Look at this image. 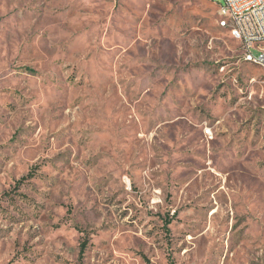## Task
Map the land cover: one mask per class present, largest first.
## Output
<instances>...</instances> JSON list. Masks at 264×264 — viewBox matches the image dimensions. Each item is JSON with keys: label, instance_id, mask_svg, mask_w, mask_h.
Listing matches in <instances>:
<instances>
[{"label": "rangeland", "instance_id": "1", "mask_svg": "<svg viewBox=\"0 0 264 264\" xmlns=\"http://www.w3.org/2000/svg\"><path fill=\"white\" fill-rule=\"evenodd\" d=\"M221 3L0 0V264H264V68Z\"/></svg>", "mask_w": 264, "mask_h": 264}, {"label": "built area", "instance_id": "2", "mask_svg": "<svg viewBox=\"0 0 264 264\" xmlns=\"http://www.w3.org/2000/svg\"><path fill=\"white\" fill-rule=\"evenodd\" d=\"M224 14H232L231 37L242 49V58L264 64V0H222Z\"/></svg>", "mask_w": 264, "mask_h": 264}, {"label": "bare ground", "instance_id": "3", "mask_svg": "<svg viewBox=\"0 0 264 264\" xmlns=\"http://www.w3.org/2000/svg\"><path fill=\"white\" fill-rule=\"evenodd\" d=\"M221 20L219 22L220 27L228 28V26H232V14H224L221 10V7L219 8ZM231 31V28H229ZM244 62L256 65L264 68V64L256 63L252 58H242Z\"/></svg>", "mask_w": 264, "mask_h": 264}, {"label": "crops", "instance_id": "4", "mask_svg": "<svg viewBox=\"0 0 264 264\" xmlns=\"http://www.w3.org/2000/svg\"><path fill=\"white\" fill-rule=\"evenodd\" d=\"M220 8V7H219ZM220 17V16H219ZM221 19V18H220Z\"/></svg>", "mask_w": 264, "mask_h": 264}]
</instances>
